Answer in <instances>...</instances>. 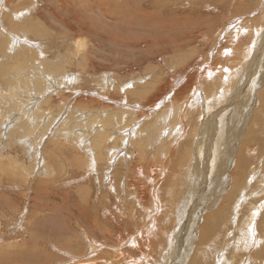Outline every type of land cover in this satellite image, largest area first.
<instances>
[{"label": "rangeland", "instance_id": "rangeland-1", "mask_svg": "<svg viewBox=\"0 0 264 264\" xmlns=\"http://www.w3.org/2000/svg\"><path fill=\"white\" fill-rule=\"evenodd\" d=\"M262 46L264 0H0V264H264Z\"/></svg>", "mask_w": 264, "mask_h": 264}, {"label": "bare ground", "instance_id": "bare-ground-1", "mask_svg": "<svg viewBox=\"0 0 264 264\" xmlns=\"http://www.w3.org/2000/svg\"><path fill=\"white\" fill-rule=\"evenodd\" d=\"M2 29V28H1ZM264 48V46H262V47H259L258 48V50H257V52L255 53V56L256 57H258L259 55H260V53L262 52V49ZM259 95V98H262V96H261V94L259 93L258 94ZM262 102V101H261ZM263 103V102H262ZM258 110L260 111V110H262V107L261 106H259V108H258ZM257 111V109L255 110V112ZM236 115H239L238 114V112H237V110H235V112H233V113H231V115L230 116H232V117H236ZM259 115H261L260 113H259ZM246 117H250V115H249V113L247 114V115H245ZM243 117V116H242ZM257 117V116H256ZM186 118V117H185ZM256 119V118H255ZM236 120H238V118L236 117V119H232V118H230V120L227 122V124L229 123L230 125H231V128H234V127H238V126H236V125H234L235 124V122H236ZM227 124H226V126H227ZM207 125V124H206ZM210 126V125H209ZM213 126V125H212ZM226 126H225V128H226ZM207 127H208V125H207ZM244 127H246V124H243L241 127L239 126V128L238 129H244ZM210 128V127H209ZM247 128V127H246ZM242 129V130H243ZM246 130V129H245ZM241 131V130H240ZM244 133H245V131H243ZM242 132V133H243ZM248 132V131H247ZM238 133H241V132H238ZM251 134V133H250ZM234 135H236V134H234ZM239 135V134H238ZM244 135V134H243ZM242 135V136H243ZM237 136V135H236ZM241 136V135H240ZM246 136V135H245ZM241 138V137H240ZM239 138V139H240ZM246 138V137H245ZM249 140V139H248ZM230 146H232V147H235V143L233 144H231ZM228 147L229 146H227V147H223L222 148V150L224 151V153L223 154H220L219 155V157L220 158H222V161H221V163H220V169L221 168H226L225 166L227 165V163L229 162V158L230 157H228V155H227V153H228ZM236 148V147H235ZM219 151V150H218ZM221 151V150H220ZM221 153H222V151H221ZM192 165V164H191ZM195 168H196V166H195ZM219 170V169H218ZM225 171V170H224ZM222 172V171H221ZM226 172V171H225ZM197 173V172H196ZM262 177V176H261ZM215 179L217 180V185L216 186H213V188H212V190H215V189H217L218 187H219V185H220V183H219V181H218V178L215 176ZM251 179V178H250ZM262 179V178H261ZM254 180V179H253ZM222 182V181H221ZM251 182V181H250ZM194 185H195V183H193ZM192 185V184H191ZM192 188H193V185H192ZM222 188V187H221ZM220 188V189H221ZM212 190H210L211 192H212ZM207 219V218H206ZM210 222H212V221H210V220H207L206 221V224L207 223H210ZM209 227V226H208ZM190 229V228H189ZM202 236V235H201Z\"/></svg>", "mask_w": 264, "mask_h": 264}]
</instances>
